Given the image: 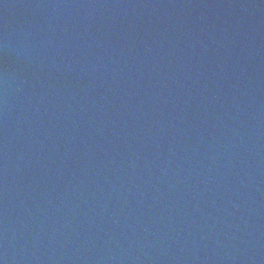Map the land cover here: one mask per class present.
I'll return each instance as SVG.
<instances>
[{
    "label": "water",
    "instance_id": "obj_1",
    "mask_svg": "<svg viewBox=\"0 0 264 264\" xmlns=\"http://www.w3.org/2000/svg\"><path fill=\"white\" fill-rule=\"evenodd\" d=\"M0 264H264V0H0Z\"/></svg>",
    "mask_w": 264,
    "mask_h": 264
}]
</instances>
